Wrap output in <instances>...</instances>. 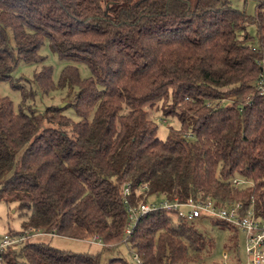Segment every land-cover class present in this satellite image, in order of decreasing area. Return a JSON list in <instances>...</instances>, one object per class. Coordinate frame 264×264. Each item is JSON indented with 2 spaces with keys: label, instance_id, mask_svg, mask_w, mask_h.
Masks as SVG:
<instances>
[{
  "label": "trees",
  "instance_id": "16d2710c",
  "mask_svg": "<svg viewBox=\"0 0 264 264\" xmlns=\"http://www.w3.org/2000/svg\"><path fill=\"white\" fill-rule=\"evenodd\" d=\"M46 40L60 60L84 64L91 76L82 79L70 64L59 81L78 90V121L63 108L17 112L0 95V201L25 216L22 233L98 235L103 249L125 243L140 259L109 264H190L205 242L193 221L155 211L125 235L124 185L132 206L149 196L246 209L254 201L264 215V96L256 91L264 0L254 17L231 0H0V82L20 89L23 104L33 92L15 85L12 72L20 61L44 62ZM35 80L44 92L56 87L50 66ZM154 112L181 128L160 140ZM235 178L254 185L234 189ZM6 260L100 264L101 253L27 242Z\"/></svg>",
  "mask_w": 264,
  "mask_h": 264
},
{
  "label": "rangeland",
  "instance_id": "374dc122",
  "mask_svg": "<svg viewBox=\"0 0 264 264\" xmlns=\"http://www.w3.org/2000/svg\"><path fill=\"white\" fill-rule=\"evenodd\" d=\"M261 1L231 0L234 9L245 11L251 17L258 13ZM247 32L255 37L256 26L249 25ZM40 53L45 57L44 62L27 64L20 61L11 75L15 85L28 92H33V98L26 99L23 104L21 90L15 89L9 81L0 82V95L9 98L14 103L17 112L20 109L28 112L31 108L36 113H43L49 107L63 108L64 115L78 121L79 119L72 107L78 90L69 86L60 88L58 85L63 70L70 64L78 68L82 79L89 78L91 76L90 71L82 63L60 60L51 50L47 40L44 42ZM44 66H50L53 69V81L56 87L50 92H44L35 80V74L40 72ZM223 104H228V102L224 101ZM152 118L158 127L157 137L162 141L167 140L171 128L174 130L181 128V124L177 119L164 116L162 112H154ZM24 219L25 216L21 214L16 204L0 201V237L21 232ZM193 224L202 234L205 242L200 259L190 264H238L245 260V236L241 231L229 228L214 219H201L193 221ZM30 242H43L62 250L79 253H101L100 264H109L112 259L116 258H122L130 263L135 262V253L130 252L125 243L115 248L103 249L100 245L65 240L53 235L33 237ZM23 264L25 263L23 262Z\"/></svg>",
  "mask_w": 264,
  "mask_h": 264
},
{
  "label": "built area",
  "instance_id": "2783aa9c",
  "mask_svg": "<svg viewBox=\"0 0 264 264\" xmlns=\"http://www.w3.org/2000/svg\"><path fill=\"white\" fill-rule=\"evenodd\" d=\"M256 91L264 96V70L261 72L260 79L256 83ZM231 184L237 190H243L254 185L252 181L244 178H235ZM143 190H147V187L143 186ZM122 194L124 203L128 206L126 236L131 235L141 217L155 211H167L189 221L214 219L244 234L245 260L238 264H264V215L256 213L254 201L246 209L241 202L222 206L210 199L182 200L180 197L167 199L149 196L146 199H142L138 205L132 206L129 204V198L132 194L130 184L122 187ZM44 235L47 234L41 231H26L24 233H12L0 237V264H7L6 257L12 249L20 248L25 243L30 242L33 237ZM86 242L100 246L104 245L98 235H95L90 241ZM134 261L140 263L138 255L134 256Z\"/></svg>",
  "mask_w": 264,
  "mask_h": 264
},
{
  "label": "crops",
  "instance_id": "0c3cea01",
  "mask_svg": "<svg viewBox=\"0 0 264 264\" xmlns=\"http://www.w3.org/2000/svg\"><path fill=\"white\" fill-rule=\"evenodd\" d=\"M44 236H52V235H44ZM65 239V238H64ZM65 240H71V239H65ZM76 241V240H75ZM76 242H78V241H76ZM82 242V241H81ZM83 242H86V241H83ZM86 243H88V242H86ZM89 244V243H88Z\"/></svg>",
  "mask_w": 264,
  "mask_h": 264
}]
</instances>
